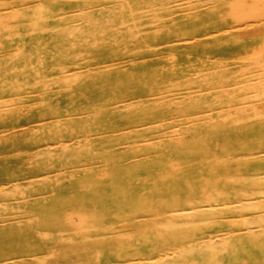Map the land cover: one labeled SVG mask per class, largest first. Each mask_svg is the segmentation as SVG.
<instances>
[{
    "label": "rangeland",
    "instance_id": "obj_1",
    "mask_svg": "<svg viewBox=\"0 0 264 264\" xmlns=\"http://www.w3.org/2000/svg\"><path fill=\"white\" fill-rule=\"evenodd\" d=\"M21 52L28 59L35 58L27 69L20 65ZM42 58L47 66L41 65ZM263 71L264 0H0V97L13 96L0 98V233L6 237V232L14 233L17 228L15 233L31 232L33 237L29 236L30 243L24 237L17 238L19 244L30 247L14 257L8 255L12 261L7 256L1 257L0 262L139 264L126 261L133 257L121 247L132 236L126 235L128 239L123 234L141 236L140 228L145 229L144 235L157 229L156 221L165 220L160 214L155 215L154 207L156 211L158 207L150 200L135 206L142 211L139 214L133 207L125 211L128 214L118 216L115 209L104 231L95 230L92 225L84 228L73 222L68 225L66 219L64 224L59 223L62 208L57 210V222L64 226L55 231L49 229L44 235L43 228L42 231L37 226L41 208L51 202L55 189L57 200L67 195L70 200L66 203L70 205L92 192L87 178H105L103 184L109 181L105 174L113 164L107 154L118 155L115 167L131 170L135 169L133 165L153 160L161 153L159 144L153 142H174L179 137L193 141L199 128L205 129L216 121L249 125L245 131L253 134L252 130L258 129L254 124L264 123ZM25 75L29 78L25 83L17 81ZM247 83H254V88ZM8 87L11 91H4ZM54 90H57L54 97L40 101V93ZM24 94L25 103L14 105L12 99ZM164 94L166 99H161ZM131 97L149 99L146 103L153 105L132 104L123 109L133 113L128 117L111 115L102 119L105 112H96L107 102L117 103ZM193 101L201 102L189 107ZM156 105L163 110L161 113L154 112ZM55 120L57 127L49 125ZM169 123L170 128L166 126ZM97 125L106 131H97ZM72 137L78 138L71 140ZM255 147L257 152L264 150ZM242 155L228 156L226 166L248 164L245 172L234 173V176L249 175L248 180H242L244 184L239 177L221 173L217 180L230 195L222 200L210 199L218 200L214 204L240 199L235 203H248L247 209L210 215L212 222L207 220L210 225L215 224V233L230 236L233 233L234 238L250 225H260L259 217L264 214V172L255 160L260 154L248 158ZM212 156L202 162L198 156L194 157L188 165L199 172L200 167L205 168L204 164L217 162ZM42 164L45 167L41 168ZM172 164L174 174L180 175V163ZM161 178L157 176L159 183L163 182ZM146 182L142 177L137 184L144 187ZM184 188H190L198 196L196 185ZM243 190L250 192L242 196ZM216 191L211 189L212 193ZM178 194L171 198L167 195L169 199L164 200L171 203L170 208L179 205L181 194ZM202 195L200 192L198 198ZM131 200L128 198L125 205ZM85 215V209L79 208L73 217L85 223L89 219L98 220ZM193 216L190 217L194 222L204 219L201 214ZM241 219H246V223ZM193 228L195 243L203 235L196 231L198 227ZM105 240L111 246L100 254L96 249L103 247ZM141 242L147 243L142 239ZM9 243L5 245L8 248ZM161 250L164 248L159 247L158 251ZM66 253L73 257L72 261H65Z\"/></svg>",
    "mask_w": 264,
    "mask_h": 264
},
{
    "label": "bare ground",
    "instance_id": "obj_2",
    "mask_svg": "<svg viewBox=\"0 0 264 264\" xmlns=\"http://www.w3.org/2000/svg\"><path fill=\"white\" fill-rule=\"evenodd\" d=\"M35 23H37V22H35ZM70 28H73V27H70ZM21 44H23V43H21ZM19 46H20V44H19ZM26 57H28V55L26 53H23V52H21L19 55V62H21L20 65H23L22 66L23 68H25L24 66H26L25 69H27V67H30L31 65L29 63L32 61L31 64H33L34 59H35V58L28 59ZM50 58L54 59L55 57L53 56V58L52 57H50ZM26 59H28V60L26 61ZM13 60L16 61L18 59H13ZM40 62L42 63V64L40 63L41 65H46V66L48 65L45 63V60L43 58H42V60H40ZM26 63L29 65L27 66ZM261 66L258 65V67H260V68H261ZM258 67H255V68H258ZM25 69H22V70H25ZM246 74H248V73H246ZM257 75H255V79H256ZM25 76L26 77H22L17 81L25 83L24 80L29 79V78H27V75H25ZM263 76L264 75H262V77ZM71 77H73V76H71ZM251 77H249V78H251ZM105 80H108V77H107V79L105 78ZM263 80L264 79H262V81ZM4 82L6 83V79L4 80ZM12 82H14V81H12ZM52 82H54V81H52ZM244 85H243V87H244ZM253 85H254V83L250 84L249 86H252L254 88ZM9 88L10 87H8V89L4 88V91H11V88L10 89ZM56 93H57V90H54L49 94L48 93H46V94L40 93L39 94L40 101L49 100L50 96L54 97V95ZM190 93H192V92H190ZM25 95L26 94H24L21 97H19V96L14 97L12 99L13 104L14 105H17L18 103L24 104L25 103ZM261 95H258V96H261ZM166 96L167 95L164 94L160 98L166 99ZM2 97L3 98L4 97H10L11 98L13 96L2 95L0 98H2ZM132 98L133 97L126 99V100H122L120 102H117V103H124L123 106L117 105V103H114V102L113 103L107 102L106 104L101 106V109H99V111L97 110L96 112L97 113H101V112L106 113V114L105 113L102 114V116H101L102 119H107L108 117L110 118L111 115H113V116L120 115V116H125V117L127 116L128 117V116H132L133 113H129L130 110L124 111L123 109L131 106L132 104L140 103V104H148V105L151 104V105H153V103H146V101H148L149 99L138 100V99H132ZM245 99H247V98H245ZM129 100H133V101L129 102ZM201 101H193L188 106L192 107V105L198 104L196 102H201ZM204 101H206V100H204ZM0 102H1V100H0ZM206 103H208V102H206ZM4 105H5V102H4ZM28 105H30V104H28ZM154 108H155L154 112H160L161 113L163 111L162 109H160L159 105L154 106ZM32 109H31V111H32ZM33 111H35V110H33ZM206 111H207V109H206ZM209 112H211V111H209ZM120 116H118V117H120ZM148 116H150V115H148ZM53 117L56 118L57 116H53ZM198 118H201V117L199 116ZM93 119L95 121H97V123H98L97 118H93ZM55 122H57V121L55 120L53 122H50L49 125L53 124L54 127H57V123H55ZM208 123H209V121H208ZM198 124L202 125V124H204V122L198 123ZM235 124L240 125V123H231L230 122V123L222 124L221 122L216 121V122L212 123L210 126L205 127V129L199 128L198 129V131H199L198 135L195 137V140H193V141H189V140L184 139L182 137L180 139V137H179V138H177V140H174V142L170 141L171 143L170 142H162L163 140L153 142L155 145L159 144L158 146L161 147L160 148L161 153L157 157H155L153 160H150L148 162H143V163L139 162V163L133 165V166H135V169H131V170H129L127 168L119 169L118 167H115L117 162H118L117 161L118 155L114 156V155L107 154V159L108 158L112 159L111 164H113V165H111L112 168L110 169V171L105 174L108 177L109 181L107 180L106 183L103 184L105 182V180H103V179H105V178L101 177L102 180L99 177L98 178L100 180L98 178H87L86 180L90 181V183L92 185L91 186L92 192L90 194L84 196L78 203L71 202L70 205L66 203L70 200V198H67L68 197L67 195H63L62 200H57V190L55 189V192H54V195L52 198L53 201L52 200H51V202L49 201L47 204H44L43 207L41 208V217H39V219H38L37 226L39 228H41V230L43 228L44 233L46 231H48L49 229H53L55 231L56 228L62 229L61 227L64 226V225H62V223L64 224V219H66L65 222H67L68 225H70L71 222H73L74 224H81V226L84 225L82 228H84L85 226H89V225L91 226L92 225L93 227L92 226L91 227L94 228L95 230L104 231L105 227H106L107 219H108V217H112L115 209H116V213L118 214V216H121L120 214H122V213L128 214V212H125V211L130 209V208L132 209L133 207L135 209L134 211H137L135 213L139 214V213H142V211H140L135 206L139 205L141 203V201L146 202V201L150 200L152 202V205H156L158 207L157 208L158 213L156 211V207H154L155 215L160 214L161 216L165 217V220L162 219L163 222H157L156 221L155 227L157 229L152 230L149 233H146L144 235H143V233L145 231L144 228L139 229V233L141 234V236L135 237L134 234H125V233L123 234L125 236L126 235L132 236L131 239H129V237L126 236L129 240L124 238L127 241L125 240L126 242L124 241V243L121 247V250L124 253L130 254L133 257L131 259L128 258L126 261H128V262L138 261L139 264H264V225H261L264 222V221L262 222V220H264V214H261L259 217L260 219H262L261 222H259V224L261 223L260 225H257V226H253V225L251 226L250 225L251 227L249 226L247 229H243L242 231L245 230V232H243V234L239 235L237 238L233 237V233L231 231H230L232 233L231 236L226 235V233L225 234L215 233V230H213L214 229L213 227H216L215 224L210 225V222H212L211 217H209L210 215L216 214L218 216L219 214H221L223 212L240 211V210L244 209L245 207L247 209L248 203L247 204L246 203H239V204L235 203L236 201H239L240 199H236V200H232V201H224V202H221L218 204L213 203V202L216 203V201H218V200H211V199H218V198H219V200H222L223 198H227L230 195V192L228 190H225L222 186H220V181L217 180L219 178V177L217 178V176L219 174L223 173V174H225V176L230 177V178L235 177V176L239 177L238 180L240 179L239 181L241 183H244V184L248 180L249 175H235L234 176V173H237L239 171L245 172L247 170L248 164L239 165L238 167H234V164H232L230 166L229 165L226 166V163L229 161L228 156H230L232 154L233 155L243 154L241 157H246V156L251 157L253 155L260 154L259 156L255 157V160L257 162V166L262 167L264 169V150L257 152L256 151L257 148L255 147V146H257V147H261L262 149L264 148V127H260V126L264 125V123H255L254 124L255 129L256 128H258V129L252 130L253 134L248 133V131H245V129L247 127H249V125H245V126L240 125L239 126V125H235ZM98 125H97V127H98L97 131H101V132L106 131V130H103V131L100 130V127ZM161 125H165V124H161ZM169 125H170V123L167 124L166 126H168V128H170ZM206 129L209 131H207ZM174 132H176V131H174ZM197 137H199V138H197ZM76 138H78V137H72L70 139L73 140ZM122 138H124V137H122ZM260 138H261V140H260ZM219 142H221V144H219ZM81 144H82V142H81ZM53 146H54V144H53ZM65 147H67V145ZM101 150L102 149H100V151ZM40 152L41 151H39L38 153H40ZM43 152H45V151H43ZM44 155H46V154H44ZM75 155L77 156L78 154H75ZM197 156L199 157L198 161L200 159L201 162L204 160L207 161V158H209L210 156L216 157L217 162H215L212 165L204 164V166H205L204 169L203 168L201 169V167L199 166L200 167V168L198 167L199 172H196V169L193 166H191L190 163L188 165V161L194 160V157H197ZM104 158H106V157H104ZM246 158H248V157H246ZM55 159H57V158H55ZM55 159L53 160L54 165H55ZM233 160H235V159H233ZM249 160L251 161V159H249ZM168 161L180 163L178 165L181 168V169H178L179 170L178 172L180 173V175L178 173L176 175L174 174L175 170H172L173 164H172V162H168ZM42 165H44V164H42ZM40 167L43 168V167H45V165L40 166ZM261 169H260V171L264 172V170H261ZM195 172L198 173L199 175H195ZM157 176L163 177V178H161V179H163L162 183H159V180H157ZM56 177H57V175H56ZM142 177L147 179V182L144 183V187H142L141 185L139 187L137 184L138 178H142ZM262 178L264 179V176ZM242 180H244L245 182ZM140 181H142V180H140ZM193 184L196 185L197 188H199L198 196H199L200 192L203 194L201 198L200 197L198 198V196H194L195 193L193 190H190V188H188V189L184 188L185 185L192 186ZM199 184H202L201 188L199 187ZM15 186L17 187V185H15ZM211 189H213V191L216 189L217 191L212 193ZM21 190H23V189H21ZM262 190H264V189H262ZM249 192L247 190H243L242 193H240V195L244 196V195H247ZM22 193H23V191H22ZM176 193L181 194V197H178L179 205L174 206L173 208H170L169 205L171 203L165 202L164 200L169 199L167 197V195L171 198ZM207 194H208V196H207ZM130 195H132V197H130ZM128 198H132V200L130 201V203H128V205H125V203L127 202L126 200H128ZM86 205H90V206H86ZM255 205H258V204L256 203ZM70 207H72V208H70ZM86 207H88L87 210H86ZM91 207H92V209H91ZM62 208H64L63 210H65V211H63ZM79 208H81L82 210L85 209L86 218H88V219L90 217L96 218V219H98L97 222L96 221L92 222L90 219H89V221H87V223H85V221H82V220L81 221L75 220L76 218L74 219L73 215L77 212V210ZM141 208H143V207H141ZM249 208L251 209L252 207L250 206ZM58 209L62 210V212L59 211L60 212V216H59L60 219L58 220L59 223L62 222L61 224H59L57 222V215H58L57 210ZM89 209L94 211V212L90 211ZM193 214H196V215L201 214L202 215L201 218H204V219L201 220L198 217L197 218L200 221H203V223L199 224L198 223L199 220L197 221L196 219H195L196 221L194 222L193 219L195 217L193 216ZM191 215L193 216V219L190 217ZM225 216H227V215L225 214ZM243 218H245V217H243ZM77 219H78V217H77ZM221 219H223V218L221 217ZM207 220L210 222H207ZM225 220H227V219H225ZM255 220L257 221V219H255ZM233 221H236V219ZM233 221H231V222L234 224ZM241 221H244L243 223H246L245 222L246 219L245 220L241 219ZM250 222L254 223L252 221H250ZM194 223H196V224H194ZM206 223H209V224H206ZM256 223H258V221ZM256 223H254V224H256ZM20 224H22V223H20ZM239 224H241V223H239ZM247 225L248 224H246L245 227H247ZM33 226L35 229L36 225H33ZM98 226H100V227L98 228ZM207 226H210V227H207ZM193 227H198L196 231H198V233L202 232L201 235H203L195 243L192 242L193 240H196V239H193V237L195 235V231H194L195 229ZM14 228H16V227L13 226L12 230H14ZM190 228H193V229H191L193 231L186 232V230L190 229ZM4 229L5 228H3V230ZM7 229H8V227H7ZM16 229H15L14 233H12L11 230L9 231V234H7L8 232H6V235H7L6 237H4L5 234L0 233V240L2 241V242L0 241L1 242L0 243V258L4 257L6 259L8 255L14 257V256H16L17 253H19V254L24 253L30 247V245L23 246L24 244L22 245L19 243L21 240L20 238H22V237H24L23 239H27L29 241V239L32 237L31 232L27 233V234H23V233L19 234V233H15ZM28 229H30V228H28ZM88 229H89V227H88ZM35 230H37V228ZM238 230L239 229H237L236 231H238ZM25 231L26 230H24V232ZM84 231L88 232L87 229ZM203 231H205V232H203ZM232 231H233V229H232ZM39 232H41V231H39ZM33 233H34V230H33ZM33 233H32V235H34ZM47 233H49V235H50V232H47ZM16 235H18V237H15ZM25 235H26V237H25ZM37 235H38V233H37ZM44 235H46V233ZM53 235H55V234L53 233ZM29 236H31V237L29 238ZM121 236H122V234H121ZM35 237H36V235L34 236V238ZM17 238L20 239L19 243L17 241ZM63 239H65V238H63ZM132 239H134L135 241H133ZM141 239L145 240L147 243L141 242ZM9 241H10V243L8 246H10V247L8 248L5 245ZM16 242H17V245H16ZM25 242L27 243V241H25ZM148 242H150V243H148ZM23 243H24V241H23ZM28 243H30V241ZM103 243H104L103 247L96 249V251H98L100 254H103L111 246L110 242H107V240H105ZM96 246L97 245H95V248H96ZM22 247H24V248H22ZM159 247H163L164 250L158 251ZM90 248L92 249V247H90ZM25 254H27V253H25ZM127 254H125V255H127ZM8 258H10V257L8 256ZM64 258H65V261H68V262L72 261V259H73V257L69 253H66ZM14 259L15 258H13V260ZM10 261H12V259ZM17 263L15 262V264H17ZM133 264H137V262H133Z\"/></svg>",
    "mask_w": 264,
    "mask_h": 264
}]
</instances>
